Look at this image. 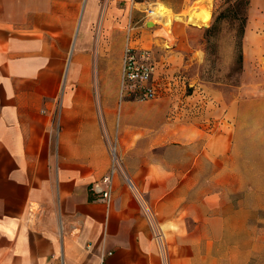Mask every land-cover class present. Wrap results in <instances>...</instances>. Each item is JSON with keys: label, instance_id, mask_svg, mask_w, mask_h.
<instances>
[{"label": "crops", "instance_id": "crops-1", "mask_svg": "<svg viewBox=\"0 0 264 264\" xmlns=\"http://www.w3.org/2000/svg\"><path fill=\"white\" fill-rule=\"evenodd\" d=\"M160 1L182 13L197 0ZM93 3L0 0V264H264V190L225 182L255 177L237 121L182 117L174 98L196 81L173 71L193 46L149 29L136 43L161 41L159 95L121 100L122 56L97 75L88 53L66 62ZM112 168L106 202L94 186Z\"/></svg>", "mask_w": 264, "mask_h": 264}, {"label": "rangeland", "instance_id": "rangeland-1", "mask_svg": "<svg viewBox=\"0 0 264 264\" xmlns=\"http://www.w3.org/2000/svg\"><path fill=\"white\" fill-rule=\"evenodd\" d=\"M158 2L162 3L160 0H94V30H87L88 33L86 30H78L76 40L82 42L75 41L73 49L66 55V62L68 63L76 53H88L92 59L93 74L97 75V68L102 59L108 60L111 69L119 63L129 38L136 43L140 38L147 39L150 36L149 29H153V33L155 30H166L168 37L164 46L168 47L169 42H175L172 37L173 30L178 28L179 36L193 46V51L187 52L185 56L188 66L173 71L190 72L196 76V81L191 80L186 84L174 86V98L186 110H183L182 117L191 113V107H198L199 113L204 114L205 123L221 122L225 124V128H229L231 122L237 121L238 137L243 141L238 147L239 158L242 160L245 153L249 152L255 177L226 179L225 182L232 188L237 183L239 187L252 188L255 194L261 193L262 189L264 190V178L256 177V171L264 172V0H250L247 7L241 65L235 50V30L239 29L238 23L229 16L231 13L226 12L236 0L194 2L188 10L193 9L198 13L210 12V21L206 26L184 21H176L172 25L163 22L151 25L148 23L151 16L146 15L145 8ZM215 23L214 30L217 31L209 36L208 53L206 30ZM101 26L118 30H100ZM160 42L153 35V52L158 67L161 66L163 55L162 51L156 48ZM193 55L199 58V61H191ZM165 68H169V65L166 64ZM161 75L164 76L165 72ZM162 90L164 93L169 91L164 87ZM236 105L237 114L235 110L231 112V107ZM179 109L175 107L176 111Z\"/></svg>", "mask_w": 264, "mask_h": 264}, {"label": "built area", "instance_id": "built-area-1", "mask_svg": "<svg viewBox=\"0 0 264 264\" xmlns=\"http://www.w3.org/2000/svg\"><path fill=\"white\" fill-rule=\"evenodd\" d=\"M146 15L153 16V10L145 8ZM158 63L155 59L153 49L135 43L129 38L123 55V68L121 76V100L150 101L158 97L160 82L157 77ZM114 174L112 168L110 173L104 176L102 182L106 188L102 189L99 184L94 188L101 193L100 199L110 202L111 183Z\"/></svg>", "mask_w": 264, "mask_h": 264}, {"label": "bare ground", "instance_id": "bare-ground-1", "mask_svg": "<svg viewBox=\"0 0 264 264\" xmlns=\"http://www.w3.org/2000/svg\"><path fill=\"white\" fill-rule=\"evenodd\" d=\"M198 1V0H197ZM210 3L211 0H205ZM149 9L153 10V16L150 17L149 24L155 26L158 22H163L166 25H172L176 21H184L192 24L206 26L210 21V12L198 13L195 10L183 11L182 13H174L171 9L165 7L158 2L151 4Z\"/></svg>", "mask_w": 264, "mask_h": 264}, {"label": "trees", "instance_id": "trees-1", "mask_svg": "<svg viewBox=\"0 0 264 264\" xmlns=\"http://www.w3.org/2000/svg\"><path fill=\"white\" fill-rule=\"evenodd\" d=\"M250 3V0H236V2L229 6L226 9L227 13H231L229 14L230 17L233 18V20H236L238 23V30H235V50L238 54V62L241 65L242 60H243V54H242V40L245 34V26H246V22H247V7ZM216 27V23L215 25H213L210 29L206 30V34H207V52L209 51L210 48V35H214L216 33L217 30H214V28ZM209 53V52H208Z\"/></svg>", "mask_w": 264, "mask_h": 264}, {"label": "water", "instance_id": "water-1", "mask_svg": "<svg viewBox=\"0 0 264 264\" xmlns=\"http://www.w3.org/2000/svg\"><path fill=\"white\" fill-rule=\"evenodd\" d=\"M149 22H150V21H149ZM149 22H148V23H149Z\"/></svg>", "mask_w": 264, "mask_h": 264}]
</instances>
